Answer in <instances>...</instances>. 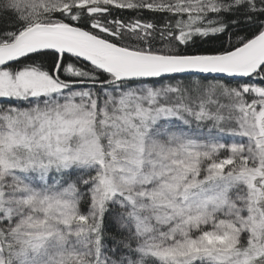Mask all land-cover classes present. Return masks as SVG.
Wrapping results in <instances>:
<instances>
[{"label": "snow or ice", "instance_id": "1", "mask_svg": "<svg viewBox=\"0 0 264 264\" xmlns=\"http://www.w3.org/2000/svg\"><path fill=\"white\" fill-rule=\"evenodd\" d=\"M0 264H264V0H0Z\"/></svg>", "mask_w": 264, "mask_h": 264}]
</instances>
